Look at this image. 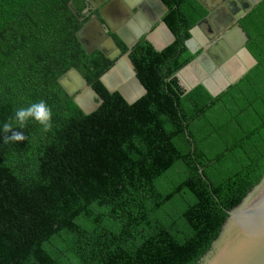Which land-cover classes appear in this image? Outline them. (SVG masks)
I'll list each match as a JSON object with an SVG mask.
<instances>
[{"label": "trees", "instance_id": "16d2710c", "mask_svg": "<svg viewBox=\"0 0 264 264\" xmlns=\"http://www.w3.org/2000/svg\"><path fill=\"white\" fill-rule=\"evenodd\" d=\"M163 2L176 41L134 47L148 94L130 104L102 82L115 62L77 37L86 0H0V264H198L264 176V0L239 21L258 63L218 96L177 77L208 10ZM72 68L104 100L92 114L59 83ZM40 100L51 129L16 128ZM12 132L25 140L5 144Z\"/></svg>", "mask_w": 264, "mask_h": 264}, {"label": "water", "instance_id": "95a60500", "mask_svg": "<svg viewBox=\"0 0 264 264\" xmlns=\"http://www.w3.org/2000/svg\"><path fill=\"white\" fill-rule=\"evenodd\" d=\"M96 4L102 7L105 2ZM129 2L128 0H126ZM163 2V0H161ZM209 12V15L200 21L193 29H191V38L186 41V46L192 53L204 50L197 58L183 68L177 77L180 85L188 93L198 85H203L213 96H218L225 91L230 85L239 81L250 69L257 65V60L247 49L249 38L240 26L239 21L244 18L258 3L262 0H198ZM93 3V1H90ZM126 12L134 8V4L127 7H121L123 0H116L114 3L104 6L102 13L106 16L111 5H119ZM222 4L224 12L219 17L217 5ZM163 5L168 11V7ZM123 6V5H122ZM113 8V7H112ZM214 25L216 30L211 27ZM234 25V26H233ZM128 24L114 25L112 22L103 24L98 18H94L83 26L77 33V37L89 54L95 51H101L108 59L116 62L108 73L102 77V82L112 93L120 92L130 104H135L148 94V89L139 79L136 67L131 60V52L139 43L140 39L129 40L126 38L125 32ZM160 27L167 32V40L159 45L155 40V34L149 33L147 39L151 41L158 51H163L169 45L176 41V37L168 27L166 22L162 21ZM208 28L210 36L205 35V29ZM110 32L123 37V41L129 46L130 51L124 53L116 39ZM226 33L223 37L207 46L209 39L215 37L218 33ZM201 37L197 41V36ZM234 37H238L241 43L236 46L233 42ZM244 52L251 59L250 64H244L242 70L232 78L224 73V68L232 61L239 59V53ZM130 64L132 75L142 89V93L134 99H129L121 88L111 87L107 82V77L116 73L120 69L123 61ZM192 70L196 74V80L188 82L184 75ZM221 76L223 82L215 87V77ZM60 85L64 90L74 97L75 103L85 114H92L97 111L104 100L99 93L90 85L75 68L70 69L65 75L59 79ZM71 83V87L69 85ZM84 90H90L94 100L93 106L86 109L81 101ZM96 98V100H95ZM202 174V170L200 171ZM198 264H264V176L260 182L245 196L242 202L233 210L228 211V218L222 227V230L216 240L213 241L209 251L200 259Z\"/></svg>", "mask_w": 264, "mask_h": 264}, {"label": "flooded vegetation", "instance_id": "af4514ba", "mask_svg": "<svg viewBox=\"0 0 264 264\" xmlns=\"http://www.w3.org/2000/svg\"><path fill=\"white\" fill-rule=\"evenodd\" d=\"M88 3V7L83 12L85 16L90 17L89 22L93 20L94 18H98L103 24H107L108 22H112L114 25L117 24H123L127 23V20H137L138 17H144L148 20V17L152 19L151 22L155 23L153 28L151 29L150 32L145 36L149 35V33H153L162 23L163 18L167 14L168 11H166L163 2L161 0H150V1H143V0H133V4L135 7L129 11L126 12L124 8H119L120 3L118 2L119 5H111L110 8L108 9L109 11L106 13V16L102 13L103 7L110 5L114 3L116 0H107L105 4L102 7L95 6L96 4H103L105 0H86ZM90 1H93L90 2ZM124 4H121V7H125V4L127 3L126 0H123ZM165 4V3H164ZM123 5V6H122ZM113 7V8H112ZM223 8H225L222 4L217 5V11H219V17L221 18V13L224 12ZM129 9V8H128ZM158 18V20H157ZM234 26V25H233ZM211 27H213L215 30L216 28L214 27L213 24H211ZM208 28L205 29V35L207 37L210 36ZM111 35H115L114 33L110 32ZM226 33H218L215 37H212V39H209L207 46H210L213 42L217 41L219 38L223 37ZM115 38V36H114ZM144 38V37H143ZM142 38V39H143ZM137 39V38H135ZM140 39V41L142 40ZM139 41V42H140ZM204 50L202 48L199 52L201 53ZM98 51V50H97ZM96 52V51H95ZM94 52V53H95ZM116 63V62H115Z\"/></svg>", "mask_w": 264, "mask_h": 264}, {"label": "bare ground", "instance_id": "6f19581e", "mask_svg": "<svg viewBox=\"0 0 264 264\" xmlns=\"http://www.w3.org/2000/svg\"><path fill=\"white\" fill-rule=\"evenodd\" d=\"M166 32V31H165ZM201 37L197 36V41H200ZM157 42V41H156ZM233 42L236 46L241 43V40L238 37H234ZM158 43V42H157ZM159 45L163 43H158ZM239 59L236 61H232L228 64L227 67L224 68V73L229 77H235L241 70L244 64H250L251 59L248 55L244 52L239 53ZM196 74L189 70L185 75L184 78L186 81L191 82L196 80ZM107 82L111 87L114 88H121L127 95L129 99L136 98L140 93H142V89L137 81L134 79L132 75V70L130 64L125 60L121 63L120 69L116 73H112L107 77ZM223 82L221 76L215 77V87L221 85ZM71 87V83H69ZM94 97L90 90H84L82 96L80 97V101L82 105L86 109H90L93 106Z\"/></svg>", "mask_w": 264, "mask_h": 264}, {"label": "clouds", "instance_id": "9594fccd", "mask_svg": "<svg viewBox=\"0 0 264 264\" xmlns=\"http://www.w3.org/2000/svg\"><path fill=\"white\" fill-rule=\"evenodd\" d=\"M30 120H34L42 126L45 132L52 127V110L43 100L32 103L26 108H21L14 113V124L16 128H23ZM14 124L5 123L3 132L6 134L14 129ZM25 136L20 132H12L11 136L5 135L4 143H12L25 140Z\"/></svg>", "mask_w": 264, "mask_h": 264}, {"label": "crops", "instance_id": "0c3cea01", "mask_svg": "<svg viewBox=\"0 0 264 264\" xmlns=\"http://www.w3.org/2000/svg\"><path fill=\"white\" fill-rule=\"evenodd\" d=\"M129 2L127 3H131L133 4V0H128ZM143 1H150V0H143ZM156 2V0H155ZM125 7L129 8V4H125ZM135 7V6H134ZM151 18L148 17V20L144 17H138L137 20L131 19V20H127V22L132 26V27H127L125 32L126 38L129 40H135V38L138 39H142L143 37H145L148 32L151 31V29L153 28L154 24ZM158 20V18H157ZM123 24H127V23H123ZM122 27V24H121ZM161 29V30H159ZM159 30V31H158ZM155 34V40L158 43H163L167 40V32H165L160 26L156 29V31L153 33ZM123 39V37H121ZM124 40V39H123ZM141 94V93H140ZM139 94V95H140Z\"/></svg>", "mask_w": 264, "mask_h": 264}, {"label": "rangeland", "instance_id": "374dc122", "mask_svg": "<svg viewBox=\"0 0 264 264\" xmlns=\"http://www.w3.org/2000/svg\"><path fill=\"white\" fill-rule=\"evenodd\" d=\"M159 30H161V29H159ZM159 30H158V31H159ZM95 100H96V98H95Z\"/></svg>", "mask_w": 264, "mask_h": 264}]
</instances>
